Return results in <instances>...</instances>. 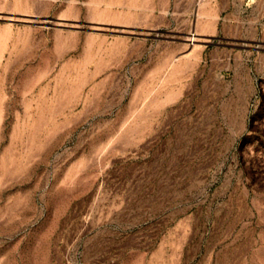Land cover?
<instances>
[{
    "label": "rangeland",
    "instance_id": "obj_1",
    "mask_svg": "<svg viewBox=\"0 0 264 264\" xmlns=\"http://www.w3.org/2000/svg\"><path fill=\"white\" fill-rule=\"evenodd\" d=\"M0 264H264V0H0Z\"/></svg>",
    "mask_w": 264,
    "mask_h": 264
}]
</instances>
